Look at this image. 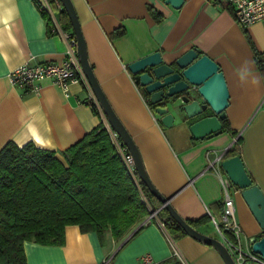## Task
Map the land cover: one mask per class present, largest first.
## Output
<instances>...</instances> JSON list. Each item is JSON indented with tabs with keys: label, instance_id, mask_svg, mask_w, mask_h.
Masks as SVG:
<instances>
[{
	"label": "crops",
	"instance_id": "crops-1",
	"mask_svg": "<svg viewBox=\"0 0 264 264\" xmlns=\"http://www.w3.org/2000/svg\"><path fill=\"white\" fill-rule=\"evenodd\" d=\"M71 2L105 98L136 145L149 180L179 216L219 220L223 190L208 166L237 137L245 170L264 193V72L254 59L259 52L264 60L261 24L240 26L223 0H183L177 9L164 0ZM50 3L58 17L54 0ZM59 28L73 34L72 28ZM192 47L219 65L229 92L225 113L230 131L199 140L188 128L195 119L163 126L126 67L155 51L168 61ZM66 51L65 39L60 32L48 33L33 1L0 0V149L9 141L17 146L32 142L63 161L62 151L104 122L84 102L88 91L82 82L70 83L66 94L48 79L40 82L38 93L11 84L9 73L17 66L61 63ZM233 193L243 240L257 239L263 231L240 193ZM144 220L118 241L106 232L102 244L96 232L67 225L62 245L24 242L27 264H139L144 253L159 264H225L213 247L188 235L172 241L156 221ZM196 229L221 240L213 221ZM173 247L183 261L172 255Z\"/></svg>",
	"mask_w": 264,
	"mask_h": 264
},
{
	"label": "trees",
	"instance_id": "trees-1",
	"mask_svg": "<svg viewBox=\"0 0 264 264\" xmlns=\"http://www.w3.org/2000/svg\"><path fill=\"white\" fill-rule=\"evenodd\" d=\"M39 12L51 34L52 19L45 11ZM57 12L60 27L71 30L64 9ZM153 15L161 21L159 13ZM254 59L264 72L262 54L255 52ZM131 76L154 112L138 75ZM221 124L222 131H230L226 117ZM239 154L237 137L224 158ZM61 155L63 161L54 151L32 142L17 146L9 141L0 149V264H27L24 242L62 245L67 225H77L83 233L96 232L101 244L106 232L118 241L147 217V205L158 209L157 218L172 241L187 235L144 184L133 180L102 122ZM214 220L221 228L220 217ZM185 221L196 229L212 219L205 215ZM263 235L264 231L257 239Z\"/></svg>",
	"mask_w": 264,
	"mask_h": 264
},
{
	"label": "water",
	"instance_id": "water-1",
	"mask_svg": "<svg viewBox=\"0 0 264 264\" xmlns=\"http://www.w3.org/2000/svg\"><path fill=\"white\" fill-rule=\"evenodd\" d=\"M59 1L70 20L75 38L76 56L82 71L106 120L131 155L139 181L188 236L213 247L225 264H234L221 240L203 234L190 226L174 210L169 198L164 197L149 180L136 145L113 112L93 74L71 0ZM164 2L177 9L183 0H164ZM126 67L131 74L138 75L139 86L148 95L150 103L154 105V113L159 116V122L163 126L172 127L176 122L187 123L195 119L188 127L195 140L210 138L221 133V121L226 117L225 109L229 103L227 84L219 65L209 56L201 54L199 49L189 48L168 61L162 58L159 51H155L127 64ZM224 155L219 162L220 168L232 185L240 190V196L250 214L259 228L264 231V193L258 185L253 184L239 155L230 158H224ZM252 240V251L264 259V235Z\"/></svg>",
	"mask_w": 264,
	"mask_h": 264
},
{
	"label": "built area",
	"instance_id": "built-area-1",
	"mask_svg": "<svg viewBox=\"0 0 264 264\" xmlns=\"http://www.w3.org/2000/svg\"><path fill=\"white\" fill-rule=\"evenodd\" d=\"M31 1H33L38 10L45 11L47 15L52 19L53 27L51 28V33L60 32L61 36L65 39L67 45L66 56L61 63L44 62L31 64L29 62H24L9 73L11 84L15 88L22 89L31 93H38L40 82L42 80L48 79L55 85H57L63 91V93L66 94L68 92V85L70 83H84L88 91L84 102L91 107H94L99 113L103 115V128L109 134L110 140L117 153L121 157L127 172L137 183L139 179L136 175L133 159L127 151L126 147L122 144L117 133L112 129V127L106 120V117L104 116L97 102V99L93 94L90 85L88 84V81L82 71L81 65L76 56L74 35L68 32L61 31V29L59 28V24L55 18L54 7L51 5L49 0ZM223 1L230 6L233 18L240 26L247 27L254 23H259L262 25L264 30V0ZM54 4L56 10L63 9L59 0H54ZM229 147L227 149H229ZM227 149L216 156L214 161L209 162L208 166V168H211L214 172H216L224 195L222 211L220 214L221 228L217 225L213 218L212 221L221 236L223 244L231 255L234 264H264V259L259 254H256L252 251V238L243 240L241 228L235 219L234 202L232 197L230 196L229 191L230 189H233V192L239 193L240 190L232 185L231 181L224 173V175H222L223 171L219 166V162ZM147 211L148 215L143 223L156 221L158 226L164 229L163 223L157 218L158 209H154L147 205ZM242 242H244V247L242 246ZM172 255L178 257L181 261H183L180 252L175 247H173ZM138 261L139 264H159V262L154 260L148 253H144L139 256ZM103 264H107V261H104Z\"/></svg>",
	"mask_w": 264,
	"mask_h": 264
},
{
	"label": "rangeland",
	"instance_id": "rangeland-1",
	"mask_svg": "<svg viewBox=\"0 0 264 264\" xmlns=\"http://www.w3.org/2000/svg\"><path fill=\"white\" fill-rule=\"evenodd\" d=\"M52 1L53 0H49V2H52ZM229 193H230V196L231 197H234L235 196V194L233 193V189H230ZM242 246L244 247V242H242Z\"/></svg>",
	"mask_w": 264,
	"mask_h": 264
}]
</instances>
